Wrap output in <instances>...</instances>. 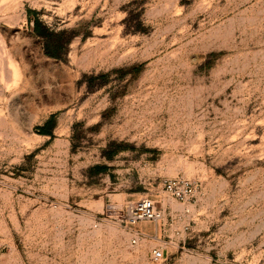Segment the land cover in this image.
Segmentation results:
<instances>
[{"label": "rangeland", "instance_id": "obj_1", "mask_svg": "<svg viewBox=\"0 0 264 264\" xmlns=\"http://www.w3.org/2000/svg\"><path fill=\"white\" fill-rule=\"evenodd\" d=\"M0 264H264V0H0Z\"/></svg>", "mask_w": 264, "mask_h": 264}, {"label": "built area", "instance_id": "obj_2", "mask_svg": "<svg viewBox=\"0 0 264 264\" xmlns=\"http://www.w3.org/2000/svg\"><path fill=\"white\" fill-rule=\"evenodd\" d=\"M196 184L185 179H170L162 182V188L174 199L180 202L190 201L196 192ZM162 211L156 208L155 203L149 198H140L135 202L127 203L119 212L116 222L119 226L130 229L140 221L158 222L162 219ZM136 235H143L136 232ZM135 243V240H132ZM152 262H159L162 253L153 249L149 254Z\"/></svg>", "mask_w": 264, "mask_h": 264}, {"label": "crops", "instance_id": "obj_3", "mask_svg": "<svg viewBox=\"0 0 264 264\" xmlns=\"http://www.w3.org/2000/svg\"><path fill=\"white\" fill-rule=\"evenodd\" d=\"M144 228H146L144 225H137V227L135 228V231L142 234V229H144ZM165 232H166V230L163 229V233H165ZM150 233L152 236L157 237L161 233V230H157L154 228L150 231Z\"/></svg>", "mask_w": 264, "mask_h": 264}, {"label": "bare ground", "instance_id": "obj_4", "mask_svg": "<svg viewBox=\"0 0 264 264\" xmlns=\"http://www.w3.org/2000/svg\"><path fill=\"white\" fill-rule=\"evenodd\" d=\"M138 241H140V240H138ZM138 246V245H137ZM137 246H135V247H137Z\"/></svg>", "mask_w": 264, "mask_h": 264}]
</instances>
